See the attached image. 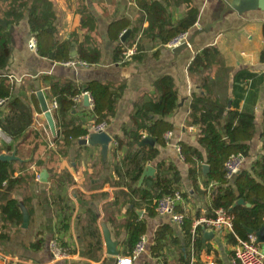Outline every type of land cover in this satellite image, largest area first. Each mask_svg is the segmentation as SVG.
Here are the masks:
<instances>
[{"label":"crops","instance_id":"obj_1","mask_svg":"<svg viewBox=\"0 0 264 264\" xmlns=\"http://www.w3.org/2000/svg\"><path fill=\"white\" fill-rule=\"evenodd\" d=\"M50 1L54 4L59 26L56 41L60 44L71 41L70 59L77 58L78 48L82 45L86 49H96L99 52L98 63L69 68L61 63L70 59L57 61L40 56L38 50L29 48L30 40L36 39L30 33L27 19H24L14 28V33H9L11 54L5 73L16 85L15 95L29 101L33 93L41 91L47 104L56 100L51 91L54 81L70 82L77 88L91 83L119 88L120 97L105 130L112 142L107 164L103 163L98 146L79 145V141L88 136L73 140L65 154L60 155L55 149L56 141L62 140L61 135L58 136L60 125L57 127L60 120L56 122L53 117L54 137L36 99L38 108L35 103L32 105V127L39 133L40 140L27 149H14L23 162L32 160L26 171L35 175V179L27 181L23 192L16 196L28 211L29 227L21 229V219L19 227L7 224L1 229L0 219V264H116V258L105 253L100 225L104 223L111 239L119 242L117 249L122 256L128 237L125 225L134 220L144 225L142 237L146 239L145 252L134 264H181L179 247H182V252L187 247L186 255L190 258V244L185 240L181 227L173 224L169 217L157 215L137 190H148V182L156 177L158 165L165 168L173 166L180 179L179 192L185 195L183 205L178 209L192 220V226L197 219L213 215L210 211L212 187L203 188L205 176L202 169L201 177L193 183L189 177V166L176 151L177 146L185 144L205 156L196 141V130H190L187 118L192 96L205 94L207 89L220 103L228 102L230 110L254 114L255 133L248 143V157L242 172L251 173L254 165L262 160L264 12H238L232 8L236 6L235 0H155L165 7L171 23L183 20L191 10H197V20L190 35H199L192 46L174 55L158 38L155 22L137 7L136 0H83L95 24L91 33L80 24L76 13L79 0ZM113 22H119V25L115 32L110 33ZM119 29H123L119 37L130 31L125 43L116 38ZM134 42H137L138 54L130 62L123 63L120 55L116 56V49L120 44L129 46ZM51 46L43 38L41 51L54 54L56 47L51 49ZM206 48H214L218 55L209 69L191 76L188 69L192 60ZM164 78H170L177 93L175 111L164 118L172 126L171 137L166 140L165 134L163 146L156 142L153 148L144 146L157 150L155 159L145 164L154 169V175L145 176L139 184L140 176L137 184L128 189L124 186L127 179L119 178L115 169L125 170L124 157L140 147L129 145L125 133L133 128L131 116L144 104L159 99L155 86ZM204 84L207 85L203 88ZM73 107L65 118L66 122L92 133L89 127L97 123L90 115L92 105L86 106L82 97ZM6 113L4 107L0 109V118ZM144 137L148 136L144 134ZM116 140L122 142L119 149ZM8 145L9 140L0 141V148ZM37 161H42L41 167H37ZM43 171L47 173L45 183L40 182ZM20 173L19 164H16L15 176ZM94 229L95 239L91 237ZM164 229L171 234L165 233L164 247L157 248L155 235ZM203 231L211 233L202 229L198 236L200 248L195 264H238L233 255L234 237L213 232L212 237H207ZM153 247H156L154 256Z\"/></svg>","mask_w":264,"mask_h":264},{"label":"trees","instance_id":"obj_2","mask_svg":"<svg viewBox=\"0 0 264 264\" xmlns=\"http://www.w3.org/2000/svg\"><path fill=\"white\" fill-rule=\"evenodd\" d=\"M137 7L155 22V29L158 31V38L166 45L172 38L181 33L190 35L197 20V10H191L187 17L176 23H171L167 17L165 7L155 0H136ZM80 24L83 29L92 32L95 28L94 20L88 13L87 6L83 0H79L77 12ZM0 19L4 20L9 27H17L24 19H27L30 33L34 35L37 42L38 54L49 59L63 61L70 59L71 41L59 43L56 41L59 26L54 4L50 0H0ZM119 22H113L110 33L115 32ZM0 28V99L5 100L3 106L7 113L0 118V130L9 139L10 145L0 148V152L11 154L14 149H27L40 140V135L32 127L33 104L38 108L34 93L31 99H25L15 95L16 85L5 73L10 58V34L8 30ZM123 29L116 32V38ZM264 36V28H263ZM45 38L51 43V49L56 47L53 53L41 51V41ZM123 45L116 49V56L120 55ZM77 60L87 65H95L99 61V52L96 49L78 48ZM218 55L214 48H206L197 54L192 60L188 72L192 76L199 71L210 68L214 58ZM237 82V81H236ZM207 84L202 85L206 87ZM159 93L157 101H150L142 106L131 116L132 130L125 133L129 145L138 146L144 134L155 140L158 146L165 145V134L171 132L172 126L164 118L172 114L176 109L177 93L170 78H164L156 84ZM51 91L56 97L58 110L53 115L57 123L58 136L62 140L56 141L55 149L60 155L65 154L73 140L89 135L88 130L81 129L78 125L66 122V116L73 110L72 99L78 95L87 94L92 99L90 115L97 123H108L115 112L116 102L120 97V89L101 84L91 83L84 88H77L70 82H52ZM232 103V107L234 108ZM264 120V110H263ZM188 127L196 130L195 138L204 151V155L196 148L181 144V153L184 162L189 166V177L193 183L201 177L202 165L206 164L209 171L202 183L206 190L210 185V211L222 208L233 216L234 233L241 239L248 235V231L256 232L264 224V157L256 163L251 173L243 171L233 183L224 179V163L232 154H242L245 159L248 157V143L252 140L254 127V114L252 112H239L230 110L228 102L220 103L214 99L207 89L205 94L193 95L190 102V113L187 118ZM32 141V142H31ZM117 148H121L122 142L116 140ZM157 155L156 149L140 147L135 153L127 155L123 159V166L126 169H115L119 178L127 179L124 183L126 188L135 186L141 176L145 164L152 162ZM16 164H19L20 175L15 176ZM32 160L28 162H11L0 164V219L3 227L7 224H14L19 227L21 214L17 207L18 193L23 192V185L29 180H34V173H29L28 168ZM42 161H37V167H41ZM122 166V168H123ZM26 171V172H25ZM170 174V176H168ZM179 175L173 166H157V175L148 182V190H137L141 198L153 210L155 200L164 196H170L179 192ZM27 182V183H28ZM135 192V190H134ZM185 197V195H183ZM243 199L251 207L234 206L237 200ZM177 212L181 210L177 209ZM192 220L184 217L181 226L183 236L190 244ZM128 237L125 241L126 250L122 256H127L133 250L137 241L144 235L145 228L141 222L130 221L125 225ZM202 228L197 227L194 241L195 257L200 248L199 235ZM170 235L168 229L161 230L155 235L156 247L163 248L164 234ZM91 237L97 238L96 229L91 232ZM233 237V236H232ZM229 237V238H232ZM232 240V239H231ZM152 248V255H155V248ZM180 263L189 264L190 258L182 247H179ZM190 255V252H189Z\"/></svg>","mask_w":264,"mask_h":264},{"label":"built area","instance_id":"obj_3","mask_svg":"<svg viewBox=\"0 0 264 264\" xmlns=\"http://www.w3.org/2000/svg\"><path fill=\"white\" fill-rule=\"evenodd\" d=\"M188 34L181 33L176 37L172 38L167 44L166 48L172 50L178 46L187 42ZM29 48L36 51L37 42L32 39L29 42ZM138 54L137 42L129 46H123L121 52V61L123 63L130 62ZM65 67L77 68L86 67L87 64L77 59H70L65 63H61ZM78 95L72 99L74 105L78 104L80 99L84 96ZM89 103L92 105V99L89 96ZM5 105V100L0 99V109ZM48 112L52 115L56 114L58 110V104L55 99L47 105ZM107 128L106 122L93 123L89 127L90 132L102 133ZM194 128L190 127V130ZM171 133H166V140H169ZM9 139L0 130V141H8ZM176 151L180 158L183 160L180 146L176 147ZM245 163V157L238 153L230 155L224 163V179L228 182L234 180L243 170ZM212 185L209 186V188ZM183 205V196L180 192H175L170 196H164L154 201L153 210L159 216H167L171 222L177 226H182L185 215L177 212L178 207ZM233 216L226 210L219 208L213 212L211 217L197 219L191 229V240H190V262L189 264H195V252H194V241L196 238V229L201 227L203 230H209L216 234H227L231 235L236 240V245L233 251L234 259L238 264H264V255L261 252L260 244L257 243V238L254 234H248L244 239L239 238L234 233L233 228ZM146 249V239L141 237L135 244L131 253L127 256H119L116 258V264H134Z\"/></svg>","mask_w":264,"mask_h":264},{"label":"water","instance_id":"obj_4","mask_svg":"<svg viewBox=\"0 0 264 264\" xmlns=\"http://www.w3.org/2000/svg\"><path fill=\"white\" fill-rule=\"evenodd\" d=\"M236 6L234 7V2L232 4V8L238 12L241 11H261L264 12V0H235ZM0 28L6 30L7 29V24L4 20L0 19ZM8 31L10 34L14 33V28L9 27ZM130 35V31H125L122 36L120 37V42L125 43L127 38ZM199 35V33H193L188 36L187 42L178 46L177 48L172 49V53L174 55L179 54L181 51H184L188 47L192 46L194 43L195 37ZM75 56V54H74ZM73 56V57H74ZM36 99L38 100L39 106H40V111L43 114L44 119L46 120V123L48 125V128L51 132V134L55 137L56 136V129L54 125V120L52 115L48 112V107H47V102L46 99L44 98V95L41 91H38L36 94ZM83 100L86 106H88V100H89V95L85 94L83 96ZM112 142V139L108 134L105 132L102 133H90L86 139L80 140L79 145L81 146H89V147H96L98 146L100 148V156L103 161V163L107 164L108 160V152H109V147ZM155 145V141L151 139L150 137H144L142 141L139 144V147H151L153 148ZM11 162H23L20 158L17 157L16 151H13L11 154H0V164L1 163H11ZM202 173L204 176L207 175L209 171V167L204 164L202 165ZM154 169L148 165L144 167L143 173L141 175V179L139 184L142 183L143 179L145 176H153L154 175ZM47 173L46 171H43L40 174V182L45 183L47 181ZM234 206H244L246 208H250L251 206L243 199H239L236 201ZM17 207L19 209V212L22 216V224H21V229L27 230L29 227V214L28 211L26 210L23 202L21 200H17ZM101 228V233H102V239L105 245V253L107 256L112 257V258H117L120 256V252L117 249L119 242L118 241H113L110 236L109 230L106 228V225L102 223L100 225ZM204 234L207 237H212L214 234L208 233L206 231H203ZM248 234H254L255 237L257 238V243L264 245V224L260 227L259 230L256 232L248 231Z\"/></svg>","mask_w":264,"mask_h":264},{"label":"rangeland","instance_id":"obj_5","mask_svg":"<svg viewBox=\"0 0 264 264\" xmlns=\"http://www.w3.org/2000/svg\"><path fill=\"white\" fill-rule=\"evenodd\" d=\"M260 248H261L262 254L264 255V245H260Z\"/></svg>","mask_w":264,"mask_h":264}]
</instances>
